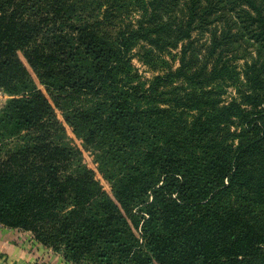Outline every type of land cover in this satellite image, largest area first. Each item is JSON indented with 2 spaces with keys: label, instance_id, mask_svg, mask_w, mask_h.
<instances>
[{
  "label": "trees",
  "instance_id": "16d2710c",
  "mask_svg": "<svg viewBox=\"0 0 264 264\" xmlns=\"http://www.w3.org/2000/svg\"><path fill=\"white\" fill-rule=\"evenodd\" d=\"M0 89L1 224L75 264H264V0H0Z\"/></svg>",
  "mask_w": 264,
  "mask_h": 264
},
{
  "label": "crops",
  "instance_id": "0c3cea01",
  "mask_svg": "<svg viewBox=\"0 0 264 264\" xmlns=\"http://www.w3.org/2000/svg\"><path fill=\"white\" fill-rule=\"evenodd\" d=\"M0 93L8 96L0 89ZM10 97V96H9ZM0 264H75L48 247L29 230L0 226Z\"/></svg>",
  "mask_w": 264,
  "mask_h": 264
},
{
  "label": "rangeland",
  "instance_id": "374dc122",
  "mask_svg": "<svg viewBox=\"0 0 264 264\" xmlns=\"http://www.w3.org/2000/svg\"><path fill=\"white\" fill-rule=\"evenodd\" d=\"M135 64L137 65V67L139 68V74L141 75L142 79L143 80H147L149 78H151L154 73H155V70L154 68H151V66H147V65H144L141 61H139L138 59H135ZM4 92V91H3ZM6 93V92H4ZM236 94V89L235 87L233 86H228L227 87V91L226 93L223 95V100L224 102H228L232 96H234ZM10 95H5L3 93H0V110L3 108V106H5V104L8 102L9 100V97ZM52 100V99H51ZM237 123L239 121V118L236 119ZM237 124H234V127H233V130H235L237 128L236 126ZM71 132V131H70ZM72 134V132H71ZM78 143H81L80 140H77ZM86 153V160L87 161H91L92 162V155L89 154L88 152H85ZM3 224L0 223V226H2Z\"/></svg>",
  "mask_w": 264,
  "mask_h": 264
}]
</instances>
